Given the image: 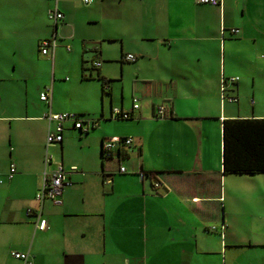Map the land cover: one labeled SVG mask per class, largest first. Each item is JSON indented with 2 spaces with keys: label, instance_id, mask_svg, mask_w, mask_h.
Masks as SVG:
<instances>
[{
  "label": "crops",
  "instance_id": "obj_1",
  "mask_svg": "<svg viewBox=\"0 0 264 264\" xmlns=\"http://www.w3.org/2000/svg\"><path fill=\"white\" fill-rule=\"evenodd\" d=\"M55 9L57 25L47 19ZM60 48L92 86L79 104L87 110L57 92L78 83L57 80ZM114 108L130 118L111 119ZM49 112L99 127L85 134L67 123L62 143L47 147ZM248 118H264V0H0V264H23L13 251L34 264H264V172L222 171V124ZM111 137L131 145L104 159ZM59 163L77 171L59 205L41 206L36 193Z\"/></svg>",
  "mask_w": 264,
  "mask_h": 264
},
{
  "label": "built area",
  "instance_id": "obj_2",
  "mask_svg": "<svg viewBox=\"0 0 264 264\" xmlns=\"http://www.w3.org/2000/svg\"><path fill=\"white\" fill-rule=\"evenodd\" d=\"M85 5H89L93 2V0H82ZM197 3L203 5H211V6H219L220 0H197ZM47 19L54 23L55 25L62 23L64 19L63 13L59 10H51L47 14ZM229 33L232 36H236L239 34L238 29H230ZM56 37H52L51 39L42 40L39 44L40 53L42 55H48L50 52L54 51L56 48ZM69 50V47H66ZM126 61L134 62L135 57L133 55H126ZM101 65L100 62L93 63L94 68H99ZM231 83H234L235 80L232 78L230 80ZM222 91L225 95L226 89L222 87ZM227 96V95H226ZM224 99L233 102L236 101L234 97H225ZM41 101H48L49 96L46 93H42L40 95ZM133 105L132 109L137 110L139 108L138 100L134 98L132 100ZM156 116L158 118H166L167 112L166 109L161 106L156 111ZM130 117L128 112L120 110L118 108H114L111 110V119H118V120H126ZM44 119L48 122L49 129L46 136V146H50L53 144L62 143L63 140V133L66 129V124H72V128L75 130H79L80 132L89 133L90 131L96 129L99 126L98 119H82L78 118L77 115H71L68 113H47L44 115ZM101 155L104 159H111L114 156L116 150L123 146L131 145V139L129 138H121V137H111L104 139L101 143ZM46 161H49V158L46 157ZM51 162V161H50ZM77 171L76 167H70L69 169H65L61 163L56 165L55 170L52 172L49 179H45L43 185L39 192L36 194V201L42 206V204L46 201H50L55 205H59L61 203V197L64 191V188L71 185L70 176ZM15 172L14 165H10L9 175H12ZM118 172L123 174L126 172L123 166H119ZM106 184L111 183V179L107 178L105 180ZM2 180L0 179V184ZM156 187L159 184L155 185ZM39 206L35 217L37 218L36 228L40 231H44L47 228V222L45 219L41 218L42 209ZM34 213L32 209L27 210V215ZM12 257L20 260L23 264H34L30 259L28 253H19V252H11Z\"/></svg>",
  "mask_w": 264,
  "mask_h": 264
},
{
  "label": "trees",
  "instance_id": "obj_3",
  "mask_svg": "<svg viewBox=\"0 0 264 264\" xmlns=\"http://www.w3.org/2000/svg\"><path fill=\"white\" fill-rule=\"evenodd\" d=\"M99 80L102 92L109 93V80L103 77H99ZM77 117L86 118L83 115ZM222 143L223 174L252 175L264 172V118L224 120Z\"/></svg>",
  "mask_w": 264,
  "mask_h": 264
},
{
  "label": "rangeland",
  "instance_id": "obj_4",
  "mask_svg": "<svg viewBox=\"0 0 264 264\" xmlns=\"http://www.w3.org/2000/svg\"><path fill=\"white\" fill-rule=\"evenodd\" d=\"M80 2V1H79ZM80 6L83 8L82 3L80 2ZM66 46V45H65ZM35 48L31 50V57H36ZM69 52L65 51L64 49H57L55 52V67L53 68L57 80H64L66 77L69 78V80H75L78 83L76 85H71L70 82H67V86L64 85L63 83H57L59 88L61 90H57L59 93H65V101L68 103V100H72L74 102V105L79 108L80 105H86L88 103V95L92 91V86H84L79 82L78 76H79V64L78 63H71L69 60L66 58ZM39 55V54H38ZM96 54L93 55H88V60H91L92 57H94ZM97 56V55H96ZM98 60L96 59H93ZM86 61V60H85ZM87 63L85 66L89 69L91 68V61H86ZM33 68H37L39 70H43L44 66L41 63H38L37 61L32 62ZM47 67V65H45ZM87 74V73H85ZM235 82L238 80V77L233 78ZM59 100H63V98L60 96ZM81 110H87V108L81 107L79 108ZM88 119V118H87ZM94 119H99V118H94ZM91 132V131H90ZM10 256V255H9ZM11 257V256H10ZM13 261L14 258H11Z\"/></svg>",
  "mask_w": 264,
  "mask_h": 264
},
{
  "label": "water",
  "instance_id": "obj_5",
  "mask_svg": "<svg viewBox=\"0 0 264 264\" xmlns=\"http://www.w3.org/2000/svg\"><path fill=\"white\" fill-rule=\"evenodd\" d=\"M98 127H99V126H98ZM98 127H97V128H98ZM97 128H96V129H97ZM94 130H95V129H94ZM94 130H92V131H94Z\"/></svg>",
  "mask_w": 264,
  "mask_h": 264
}]
</instances>
